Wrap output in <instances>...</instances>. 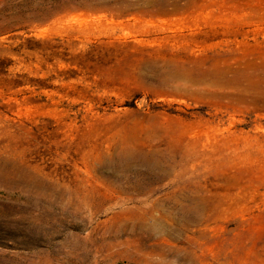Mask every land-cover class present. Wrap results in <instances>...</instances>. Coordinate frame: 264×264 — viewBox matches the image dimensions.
I'll use <instances>...</instances> for the list:
<instances>
[{
	"label": "rangeland",
	"instance_id": "obj_1",
	"mask_svg": "<svg viewBox=\"0 0 264 264\" xmlns=\"http://www.w3.org/2000/svg\"><path fill=\"white\" fill-rule=\"evenodd\" d=\"M0 264H264V0H0Z\"/></svg>",
	"mask_w": 264,
	"mask_h": 264
},
{
	"label": "trees",
	"instance_id": "obj_2",
	"mask_svg": "<svg viewBox=\"0 0 264 264\" xmlns=\"http://www.w3.org/2000/svg\"><path fill=\"white\" fill-rule=\"evenodd\" d=\"M3 35L2 30L0 31V36ZM8 60L5 58H0V76L3 75L5 73V70L8 66Z\"/></svg>",
	"mask_w": 264,
	"mask_h": 264
}]
</instances>
